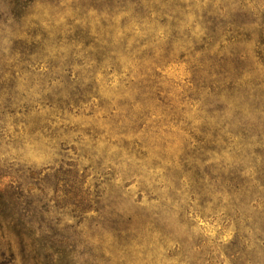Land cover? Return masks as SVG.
Listing matches in <instances>:
<instances>
[{
	"label": "rangeland",
	"instance_id": "1",
	"mask_svg": "<svg viewBox=\"0 0 264 264\" xmlns=\"http://www.w3.org/2000/svg\"><path fill=\"white\" fill-rule=\"evenodd\" d=\"M0 264H264V0H0Z\"/></svg>",
	"mask_w": 264,
	"mask_h": 264
}]
</instances>
